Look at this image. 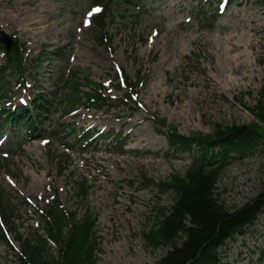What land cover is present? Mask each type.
<instances>
[{
  "label": "rangeland",
  "instance_id": "obj_1",
  "mask_svg": "<svg viewBox=\"0 0 264 264\" xmlns=\"http://www.w3.org/2000/svg\"><path fill=\"white\" fill-rule=\"evenodd\" d=\"M105 2L107 19L97 31L91 0H0V41H16L28 69L24 88L13 78L11 102L29 106L38 94L48 101L32 134L0 130V192L14 239L42 233L36 212L57 203L77 220L87 213L96 220V264H157L168 249L148 245L143 235L157 227L173 195L147 187L143 176L167 183L174 175L183 177L191 164V154L168 151L166 128L209 135L215 126L253 122L251 112L264 92V0L224 2L214 21L203 15L216 12L215 1ZM229 40L239 43L233 53L227 51ZM120 74L131 82L144 74L136 98L140 107L120 102ZM76 85L83 93L101 94L109 105L66 114L64 96L84 98L74 93ZM82 131L122 134L126 152L115 154L103 142L83 154L71 149V134ZM84 184L80 198L77 190ZM263 187L260 146L228 162L214 193L234 212ZM258 222L240 246L226 244L222 264H264V209ZM50 253L57 257L56 248ZM0 264H17L2 243Z\"/></svg>",
  "mask_w": 264,
  "mask_h": 264
},
{
  "label": "trees",
  "instance_id": "obj_2",
  "mask_svg": "<svg viewBox=\"0 0 264 264\" xmlns=\"http://www.w3.org/2000/svg\"><path fill=\"white\" fill-rule=\"evenodd\" d=\"M93 3L102 6L105 0H93ZM108 5L107 2L105 8ZM106 11L95 17L97 31L104 27L107 8ZM211 17L213 21L216 15ZM26 71L22 54L14 45L9 52H5V65L0 67V95L9 86L10 77L16 74L18 79L23 80ZM71 83L72 79L67 85ZM128 85L129 90L136 88L134 84ZM79 87L76 85L74 93H80ZM83 95L86 104L78 100L76 95L64 96L67 107L65 113L82 105L104 102L98 96H90L89 93ZM126 97L130 99L129 95ZM0 98L7 101L6 96ZM41 102L42 97L39 95L33 102V113L20 110L8 115L5 122L16 128L35 129L33 114L40 117ZM251 113L254 118L251 124L224 128L215 126L209 135L182 136L176 130L167 128L165 136L169 151L174 154L193 153V160L183 177L174 175L170 182L158 184L147 180V184L154 185L158 192L173 195V204L165 213L159 214L157 227L143 235L148 245L168 249L157 264H219L218 249L227 240L242 234L261 212L264 187L254 199L234 212L228 211L214 193L219 174L229 159L244 157L264 145V92ZM157 122L164 125L161 120ZM86 134L76 137V143L81 148L89 144L91 137L83 139ZM124 143L123 139L116 138L112 149L122 154ZM86 191L85 184L79 186L78 196L84 197ZM10 215L6 199L0 192V241L8 246L10 242L7 237L15 234L11 228ZM38 215L45 223L46 238L36 233L26 238L15 237L19 251L10 247L16 253L18 264H96L95 247L98 239L94 232L95 219L90 213L85 214L80 221L75 214H66L54 206L40 210ZM49 242L57 247V258L51 255Z\"/></svg>",
  "mask_w": 264,
  "mask_h": 264
},
{
  "label": "bare ground",
  "instance_id": "obj_3",
  "mask_svg": "<svg viewBox=\"0 0 264 264\" xmlns=\"http://www.w3.org/2000/svg\"><path fill=\"white\" fill-rule=\"evenodd\" d=\"M228 47H227V51H229L230 53L235 52L238 48H239V43H234L232 42V40L228 41Z\"/></svg>",
  "mask_w": 264,
  "mask_h": 264
},
{
  "label": "water",
  "instance_id": "obj_4",
  "mask_svg": "<svg viewBox=\"0 0 264 264\" xmlns=\"http://www.w3.org/2000/svg\"><path fill=\"white\" fill-rule=\"evenodd\" d=\"M2 44H4L6 49H8L10 47V40H8V38L4 37L2 40Z\"/></svg>",
  "mask_w": 264,
  "mask_h": 264
},
{
  "label": "snow or ice",
  "instance_id": "obj_5",
  "mask_svg": "<svg viewBox=\"0 0 264 264\" xmlns=\"http://www.w3.org/2000/svg\"><path fill=\"white\" fill-rule=\"evenodd\" d=\"M97 11H98V9H97Z\"/></svg>",
  "mask_w": 264,
  "mask_h": 264
}]
</instances>
